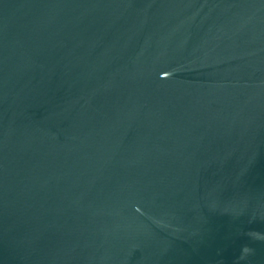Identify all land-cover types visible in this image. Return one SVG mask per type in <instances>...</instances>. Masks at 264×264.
I'll return each mask as SVG.
<instances>
[{"label": "water", "instance_id": "1", "mask_svg": "<svg viewBox=\"0 0 264 264\" xmlns=\"http://www.w3.org/2000/svg\"><path fill=\"white\" fill-rule=\"evenodd\" d=\"M0 264H264V0H0Z\"/></svg>", "mask_w": 264, "mask_h": 264}]
</instances>
